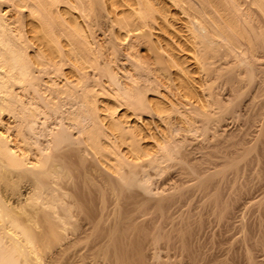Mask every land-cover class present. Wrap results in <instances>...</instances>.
<instances>
[{
	"label": "bare ground",
	"instance_id": "1",
	"mask_svg": "<svg viewBox=\"0 0 264 264\" xmlns=\"http://www.w3.org/2000/svg\"><path fill=\"white\" fill-rule=\"evenodd\" d=\"M6 1L12 3L16 9L21 10L18 20L21 26V37L12 27L14 21H11L7 11L2 9L0 4V128L4 126L3 117L6 115L11 114L17 120V124L14 126L17 134L15 137L19 138V150L22 152L18 154L12 148L11 143L13 140H9L12 138L7 137L0 129V264H148V261L154 263L153 260L155 259L159 264H180L181 260L182 264L187 261L188 264H199L200 262V264H206L204 262L207 260L206 257L211 255L205 251L206 247L203 248L206 244H203V246L202 240L197 242L198 250L200 251V248H203L201 253L196 250L197 247L194 244L203 237L198 231L204 229V223L207 222L198 219V216L196 217L193 213V211H197L196 209L190 212L194 216H189L186 209H190L188 206L193 203H188V208L183 207L186 208L184 211L188 214L184 215L185 212L183 211H181L183 214H179L180 211L176 206L182 204L184 199H181L180 196L175 197L177 193H172L175 190L170 193L165 190L156 193L154 192L155 189H152L154 184L152 187L150 184L152 174H155V171L160 172L159 169H162V164H164V158L158 156V148L169 141L166 127L169 130L168 125H170L172 115L179 113L176 122L180 124L181 129L185 132L191 131L193 117L186 111L182 110L180 112L179 104L174 103L163 92L152 95L146 100L147 108L155 114L154 119L150 118L149 115L138 114L137 111L143 105L141 103L144 102L143 99L141 101L135 98L132 104L124 103L125 101L120 97L110 93L101 81H97V78L92 82L90 81L88 72L97 73V69L102 68L100 67L102 64L97 57L94 42L91 40V32L83 22L86 0ZM196 1L99 0L103 11L108 15L112 24L116 26V30L114 29L115 31L112 34L114 36L110 41L114 44H111L114 47L112 53L119 52V46L128 43V38L133 34L134 36L138 34L136 36H141L140 38L146 37L152 45V50L157 55H162L163 62L172 70V82L176 90L183 99L193 106L191 108L194 112L205 115L210 112V106L204 101L200 92L202 83L198 79L199 74L205 71L209 75L212 71L211 62H214V59L217 60L216 58H224L235 54L227 60L224 58V61L230 62L229 59L237 58V53V55H240L237 49H241L239 46L234 45L236 44L235 41L239 40L237 37H234L237 40L232 39L233 36H239L240 34L244 37L246 35L248 37L254 34L259 35L257 31L264 28V0ZM0 2L3 3L2 0ZM219 3H222L220 5H224V8L226 7L223 10L227 12L221 10ZM194 5H198V7L195 8ZM172 8L175 9L174 12L169 11ZM170 20H175V22ZM178 20L185 21V25L182 27L183 30H176L178 28L174 24ZM221 21L222 23H220ZM253 21L255 22L253 23ZM228 28L231 30L227 31ZM169 30L176 31L177 35L175 34V36L179 38L173 40L174 37L172 38ZM254 30L256 33L252 32ZM248 31L253 35H250ZM261 32L264 33V30ZM261 32L260 34H262ZM231 33L234 34L231 35ZM260 36L246 37L248 39L245 41L251 43V38H253L257 42L255 44L257 45L256 49L262 48L264 40L257 41L261 39L257 38ZM245 41L243 42L245 43ZM252 43L251 45L254 47L255 45ZM258 43L261 44V47ZM248 46L247 51L249 49V52L252 53L255 48ZM245 56L247 57V55ZM240 59L237 58L239 60L238 64L241 62L240 65L236 64L240 69L245 68V62L240 61ZM249 59L251 58L249 57ZM219 60L223 62V59L220 58ZM231 64L236 66L232 62ZM105 68L107 69L108 66ZM108 70L110 71V69L106 70L110 82L120 87L118 80L115 78L117 75L114 76L113 72H108ZM239 71L240 75L245 73L243 70ZM246 73L250 75L249 71H246ZM246 76L243 78H246ZM95 77H97V74ZM18 91H21L22 94L25 93V96L28 94L29 98L25 97L26 101H24L22 95V99H20L19 93L21 92ZM68 105L71 107H68ZM251 118L255 117L252 116ZM82 121H87L89 125L87 127L82 126ZM14 127L12 128L14 129ZM76 128H79V130ZM72 129L78 130L77 133L80 137L83 135V145L81 146L85 145V150L87 149L93 155L96 164L98 163L111 177L129 175V177L124 178H131L132 180L130 182V179H128L127 183L131 184L126 183L124 185V180L120 183L117 182V184L123 182L118 185V189L114 184L110 189L106 188L108 185L99 186L100 188H97V215H93L94 211L89 207L87 208L89 212L93 211L90 213L91 215H88L89 212L86 210L85 213L88 212V214L81 211L84 215L75 216L73 215L75 212L72 213L70 209L73 202L65 199L67 195L75 197V204L78 203V200L84 201L85 196L87 197L93 193L84 194L79 188L82 183H85L84 180L87 175H81L85 177L84 180L81 177L74 176L75 180L72 181V179V183L65 181L66 172L78 169L76 164H78L77 166L81 164H71V160L65 161L66 154L64 153L66 151L64 149H67V151L72 150L76 140L73 141L76 135H72ZM262 130L261 133L263 134L258 136L257 141L254 140L256 143L263 141L262 144H258V147L262 148H257L260 150V152L259 150L257 152L262 158L260 160L258 156L254 160L258 161V164L261 161L264 164V128ZM237 141L229 142V146H227L229 149H225L226 155H223L226 157H221L224 158L223 161L226 160L222 162L225 165L220 167L218 159L210 161H212L213 169H222L224 174L223 177L221 176L222 180L225 176H229L230 171H233L232 173L236 175L245 172L243 167L248 172L249 170L252 171L253 167L256 168L254 173L259 172L257 173L258 176L256 174L254 176V173L253 176L263 182L261 185L258 181L260 184L256 186V189L263 186V196L259 197L258 200H255L252 196L253 200L250 199L251 201L248 204L250 206L259 205L258 210L261 211L259 216L262 219L260 221L259 218H254L257 221H254L253 225L256 224L255 226H257L259 223L256 222L260 221L258 226H261L259 229L261 231L258 230L259 233L256 231L260 237L256 239L254 235L253 237L250 236L253 232L249 233L248 227L253 228V225L249 224L250 221L247 225L245 223L247 219L244 220L243 218L244 221L242 220L243 223H241L243 227L241 225L240 227L243 229L241 232L244 234L242 233L240 239L237 238V248L235 250H238L239 255H243L246 264H261L258 263V261L260 262V259L258 260L259 255L255 256L257 251L254 250L260 249V257L264 260V165L260 164L263 165L261 167H257L260 165L252 166L250 164H254V158L250 160L253 163L250 162L249 164V161H245L246 159L242 158L241 155L240 161L233 159L234 150L232 151V148L242 146L241 149H237L235 155L239 152V154H244V157H246L250 152L246 154V147L242 144L253 143V140L248 139L246 136ZM223 145L225 144L223 143ZM222 151L224 152V150ZM70 152L72 154V152L80 151L72 150ZM83 158L79 157L78 159L82 162L81 159L83 160ZM159 162L162 164L159 165ZM241 162L245 165L243 166ZM246 162H248V166H246ZM240 163L243 166L242 168ZM158 166L161 167L158 168ZM79 171L78 174H80ZM140 172H143V175L145 173L144 177L140 176ZM84 173L87 172L83 171L82 174ZM138 174L141 177L140 179H138ZM234 174H232L233 177H235ZM248 176L250 178V175H247L246 178ZM237 177L242 179L239 176ZM76 178L84 182L81 181L79 185L80 180L76 181ZM232 179L227 182L231 183ZM251 179H253L252 176ZM253 188H248V190L253 191ZM256 189L254 190L256 191ZM158 190L157 188L156 191ZM251 190L248 192L252 193ZM219 191L221 192V190ZM249 193L245 192L246 195H241L245 197L248 194L250 196ZM212 196H214L212 210L215 216L220 217L219 221L224 218L222 220L224 224L226 223V221L224 222L226 217L223 216L231 217V214L227 215L229 214L227 209L232 208L233 202H236L234 199L238 200V198H234L233 201L228 203L232 199L231 196L230 199L226 200L221 197L217 199L215 195ZM182 197L185 198V194ZM236 197L241 196L236 195ZM243 198L241 199L243 200ZM241 199L239 200L241 201ZM245 199H247L245 201H248V198L245 197ZM189 202H192V200ZM79 204H81V208L86 209L82 202L76 205L79 206ZM228 204H232V207H229ZM248 204L246 202V205ZM76 205L75 207H78ZM193 206L195 205L191 207ZM170 207L176 208H173V210H177L174 212L178 214L173 213L178 217L173 218V214L170 213L173 211L172 209L167 212ZM143 208L147 211L143 212ZM252 209L254 213L251 214H256L257 212L254 211L253 207ZM201 214L204 213L201 212ZM215 216L213 215V217ZM216 217L215 220L218 223ZM232 218L234 217L232 216ZM228 221L225 226L230 223ZM235 222L237 221L235 220ZM208 225L207 227H210ZM197 233H199L200 238H198L199 236L196 237ZM207 240L209 241V239ZM225 240L224 243L221 242L223 245L226 244ZM231 244L227 245V250L231 249L229 248ZM221 248L222 252L227 251L224 247ZM229 251L221 255L215 254L218 257L213 258H219L221 263L218 264H226L228 260L225 259L226 257L224 258V256H227L225 254H230L229 258L232 256L235 259L236 256L240 258L234 250L230 251L231 253ZM205 253L207 256L203 257ZM215 255L212 253L211 256ZM177 256L180 258H177ZM219 256H222L225 260ZM201 257L204 261L201 260ZM235 259L233 258L229 264L244 263H240V260L238 262L237 259L236 262ZM183 260L185 261L183 262ZM215 260L217 261V259ZM219 260L218 262H220ZM262 262L264 263V261Z\"/></svg>",
	"mask_w": 264,
	"mask_h": 264
},
{
	"label": "rangeland",
	"instance_id": "2",
	"mask_svg": "<svg viewBox=\"0 0 264 264\" xmlns=\"http://www.w3.org/2000/svg\"><path fill=\"white\" fill-rule=\"evenodd\" d=\"M86 1H87L86 2V11L84 14L85 17H84L83 22H84L85 26L88 27V29L91 32V36H92L91 40L94 42V46H95L96 52H97V57H98L100 63L102 64L100 66L102 68H98L97 73L96 72L92 73V71H89V72L87 71L88 74L90 75L89 76L90 81L92 82L97 78V81H101L103 86L110 93L120 97L123 101H125L124 103L127 102V103L132 104V101L135 98L136 99L138 98L141 101L143 99L144 102H141V103H143L144 106L142 105L139 108L140 110L137 109L138 114L149 115L150 118L154 119L155 114L150 109L147 108L148 104H147L146 100H147V98L151 97L152 95H157V94L163 92L172 101H174V103L179 104L178 108H179L180 112H182V110L184 112L186 111L191 115V117H193V126L191 128V131L185 132L181 129L180 124L178 122H176L177 121L176 118H177V115L179 113L177 112L176 115L175 114L172 115V118L170 120V125H168L169 130H168V127H166L167 137H169V141H168V143L164 144L162 147L158 148V150H159L158 156L164 158V164H162L161 162H159L158 164L160 165V163H161L162 169L163 168L164 169L163 170L159 169V170H161L160 172H157V171L154 172L155 169L153 170V172L155 174H152L153 175L151 177L152 183L150 182L151 187L154 184V187H152V189L153 190L155 189L154 192H156V193H158V192L160 193V191L162 192L164 190L167 193H170L173 190H175L174 192H172V193H175V192L177 193V194H175V197L180 196L181 199H184L183 202L181 201L183 205L180 204V205L176 206V208L180 211L179 214L180 213L183 214L181 212V211H183V212H185L184 215H186V214H188V213H186V211H188L189 216H191V215L194 216L193 213H195L196 217L197 216L199 217L198 219H201L202 221L207 222V223L203 222L204 227L207 229L205 230V228L202 227L204 229L201 228L202 230L198 231L201 233L200 235L203 236L204 238L202 237L201 239H198L199 241L195 240L196 242L194 245H195V247H197L196 250L199 249L197 242H200L202 240L201 241L202 245L206 244V246L203 245L204 247L203 246H199V247H203V248L206 247L205 251H207L211 255H212V253L214 255L220 254V251L222 250L221 247H224V249L227 250V247H228L227 245H229L231 243H233L234 245L231 244L230 245L231 247H229V248H231L232 250H234L238 254V250H235V249L237 248L236 247L237 246L236 245L237 240L240 239V237H242V235L244 234L243 232H241V231H243V229H241V227H243L241 224V223H243L242 222L243 218H244V220L249 219L248 221L246 220L245 223L247 224L250 221V223H249L250 225H253V223H255L254 221H257L256 220L257 218H259L260 221L262 219V217L259 216V214L261 212V211L259 212V210H258L259 205L255 204V206H250L248 204V202L251 201L250 199L253 200V197L255 200L256 199L258 200L259 197L263 196V194H262L263 193V186L261 188L258 187V189H256L257 188L256 186H258L260 183L262 185L263 182L254 177L256 175L258 176L257 173H259V172L254 173V171H256V168L253 167L254 168V170L252 168L253 172L251 170H249V172H252V173H249L245 169V167H243L245 165V163L243 164L244 161L241 162L243 164V166L240 163V167L241 168L243 167V169L245 170L246 173L245 172L242 173L241 171H243V170H241L240 171L241 173L236 172L237 173V175H236V174L232 173L233 171L229 170L230 173L235 175L236 179H235V177H233L232 174L228 173L229 176H225L224 179L222 180L221 176L223 177V175H224L222 172V169L221 168L213 169L212 161L218 159V163H219L220 167L222 165H225V163L223 164L222 162H225L226 160L223 161L224 158L222 159L221 157L226 155V150L229 149L227 147V146H229V142H238L237 140H239L243 136H246L248 139L253 140L252 144H248V145L242 144L243 146L246 147V149H245L246 154L248 152H250V153H248L249 155L247 154V156L245 154L246 157H244V154L243 155L239 154V152H237L238 154L235 155L237 149L239 150L242 148V146H238V147L236 146L237 148L236 147H234V149L232 148V151L234 150V158L233 159L238 161L240 159V157L243 156L242 158H245L246 159V160L244 159L245 161L248 160L249 164H250V162H252L250 160H252L254 158L253 159V161H254L256 159L255 157H258V156L260 157V155H259L260 150L259 149H261L262 147H258V144H262L263 141H260L257 143L255 141H257V138L260 134H263V133H261V131L263 132L262 129L264 128V108H263L264 107V56H263L264 51L262 52V50H264V44H263L264 42L262 43L263 44L262 48L256 49L257 45H255V44H257V42L255 41V39L253 40V38H254V35L255 36L261 35L260 37H257V38H261L257 41L258 42L260 40L263 41L264 40L263 39L264 33H262L261 31H263L264 28L261 27L263 30L257 31V32H259V33H257L259 35H256V34L253 35V33H250L248 31L250 33V35L251 34L253 35V36H250V35L249 36L253 37V38H251L252 42L255 41L253 43L251 42L253 45H255L254 47H252L250 42L248 43L247 41H245L246 39L250 38L247 35H246V37H248V38L242 36L241 34L239 35L240 37L238 35L233 36V37L231 36L232 39L237 40L236 38H234V37H237L238 40L240 41V42L235 41L236 44H234L236 46H239V48L241 49V50L237 49V51L240 53V55H237L238 54L237 53L236 57L238 59H240V57H241L240 61L243 60L245 62V68L248 70H246L244 67L241 69L239 68L238 65H240L241 62L238 64L239 60H237V58H233V60L229 59L230 62L224 61L225 59L227 60L228 58L235 56V54H234L232 56L230 55L231 57L225 56L224 57L225 59L223 57L216 58L217 60L214 59V62L213 61L211 62L212 63V65H211L212 71L209 73V75H207V73L205 71H203L202 73L199 74L198 79L202 83V85L200 87V92L202 94L204 101L210 106V112L203 115V114H199L198 112H194L193 108H191L193 106L190 105L187 102V100L183 99L181 94L176 90V88L172 82V70L170 68H168V66L165 62H163L164 61L163 56L157 55L152 50V45H151L149 39H147L146 37L140 38L141 36H136L138 34H136L135 36L133 34L131 37L128 38V43L120 45L119 46L120 51L118 50L119 52L113 54L112 52H113L114 47H112L111 44H113V43H111L110 41H112V36H114L112 34L116 30V26L112 24L108 15L103 11L99 0H86ZM2 2L3 3L0 2L2 9H5L7 11V15H9V17L11 18V21L12 20L14 21V22L12 21L13 22L12 27L16 31V33H18L20 36L21 26H20L18 20H19L21 10L13 7V4L10 3L9 1L2 0ZM220 4H222V3H219V6L222 8L221 10L226 8V7L224 8V5H220ZM95 6H97V7H95ZM194 7L197 8L198 5L197 6L194 5ZM220 7H219V10H220ZM243 9H245V8H243ZM120 11H122V9H120ZM169 11L174 12L175 9L172 8ZM223 11L227 12L226 10H223ZM221 13H223V12H221ZM255 20L258 22L257 19H255ZM171 22H175V20H172ZM254 22L255 21H253V23ZM184 23H185L184 20H178L175 23L176 25L174 23L173 24H174V26H176V28H178L176 30L180 31V30H183L182 27L185 25ZM220 23H222V21ZM255 24L257 26L259 25L257 23H255ZM261 26H262V24H261ZM229 30H231V29L228 28L227 31H229ZM169 31H171V30H169ZM173 32L172 31L170 32V35L172 36V38L174 37L173 40H176L175 38L178 39L179 37L175 36V34L177 35V32L176 31H173ZM252 32L256 33L255 30ZM260 32L263 35L260 34ZM249 33H247V34H249ZM233 34L231 33V35H233ZM243 41H245V43ZM248 44H250V46H248ZM241 45L243 48L241 47ZM260 45L261 44H259V47H261ZM247 46L250 48H255V50H253L251 53V52H249V49L247 51ZM244 49H246V50H244ZM258 51H259V53H258ZM253 52H255L256 54H260V55H256L255 53L253 54ZM244 54L247 55V57ZM249 57L251 59H249ZM220 58L223 59L222 60L223 62H221L219 60ZM262 59H263V61H261ZM234 60H236V61L234 62ZM258 60H260V61H258ZM224 62H226V63H224ZM228 62H229V64H228ZM231 62L233 64L237 63L238 65L237 64H236V66L232 65ZM247 64H248V66H246ZM106 66H108L110 71L113 72L114 76L117 75V76H115V78L118 80L120 87L113 85L112 82H110V79L108 78L109 74L106 71L108 68L106 69L105 68ZM233 66L237 67V68H234ZM230 69H233V70H230ZM239 70H243L245 72L244 73L245 75L244 74L240 75ZM110 71L108 70V72H110ZM246 71H249L250 75H247ZM94 73L97 74V77H95L96 74H94ZM236 73L240 76V78ZM245 76H246V78H249V79L243 78ZM249 76H251V77H249ZM251 78H253V79H251ZM56 79H58V78H56ZM18 92H21V91H18ZM258 93H260V94H258ZM19 94H20L19 98L20 99L23 98L22 100H24V101H26L25 97H27V99L29 98L28 94L26 96H25V93L22 94V92ZM21 96H22V98H21ZM258 97H260V98H258ZM250 105H252V106H250ZM69 106L70 105H68V107ZM239 106H241V107H239ZM190 108H191V110H189ZM232 109H233V111H232ZM191 111H193V112H191ZM233 112L236 114H234ZM252 116L255 118H251ZM256 117H257V119H256ZM12 118L13 117L11 116V114L4 116L3 117V123H4L5 127L2 126L0 129L4 134L7 135V137L10 136L9 138H12V139H9L10 141L13 140L11 143L13 145L12 148H14L15 151H17L18 154H20L22 151L19 150L20 149V146H19L20 142H19V138H17V136L15 137V135H17V134L15 131L16 128L14 127L17 124V120L15 118H13V119ZM81 124H82V126H86V127L89 125L87 121H82ZM250 125L251 126L253 125V126L251 127ZM243 126H245V127H243ZM8 127L11 129H9ZM12 127H14V129ZM261 127H263V128H261ZM5 129H7V130H5ZM76 129L79 130V128H76ZM72 130H73V131H71V132H73L72 135H74V134L76 135V136H74V139H73V141L75 139L76 140H75V143L73 142L74 144L72 146V148H73L72 150L73 151L77 150L80 152H76V153L72 152V154H71L70 151H72V150H68L69 151V153H68L67 149L66 150L64 149V151H66L64 153V154H66V157H65L66 160L65 161L71 160V162H70L71 164L81 163V164H79V166H81V167L77 166L78 164H76V167L78 168V169H76L77 171L72 167V169H74L76 172L74 170L67 171L66 172L67 176L65 177V181L72 183V181L75 180L73 178L74 176H77L79 178L81 177L84 180L85 177H83L81 175H84V176L87 175L88 177L86 176L84 181H85V183H88V184L82 183L80 185L81 181H83V180H81L79 178H76V181L80 180V182H79L80 187L79 188L82 190L81 191L82 193H84V194L90 193L91 194L93 192L92 193L93 195L91 194L92 196L91 195H88L87 197L85 196L84 201L83 200L77 201L78 203L82 202V205L86 209L81 208V204H79V206L76 205L78 203L74 204V202L76 201V199H74L75 197L73 198L72 196L67 195V197L65 199H66V201L73 202L71 205L72 208H70L72 213L75 212L73 215L78 216V215L82 214V212H84V214H88L89 209H87V208H89V207H91L92 210L94 211L93 215H97V206H96L97 205V188L99 186L102 187L103 185L104 186L108 185V186H106V188L110 189L114 184L117 186V187L116 186L115 187L118 189V185H121L123 182H124L123 185L126 184L128 179H130L129 180L130 182L132 180H131V178H124L126 176L129 177V175H126L124 177H116V176L111 177L109 175V173H107L105 170H103L98 163L96 164L95 160L93 159L94 158L93 155H91V153L87 149L85 150V147H84L85 145L81 146V145H83V137H82L83 135H81V137H80L79 133H77L78 130H75V129H72ZM223 130H226V131H223ZM230 133H232V134H230ZM81 139H82V141H81ZM260 139H262V138H260ZM78 142H79V144H78ZM80 143H82V144H80ZM223 143L225 145H223ZM223 146H224V148H223ZM259 146H262V145H259ZM257 148H259V149H257ZM68 149H71V148H68ZM220 150H221V152H220ZM222 150H224V152ZM258 150H259V152H257ZM86 153H88V155H86ZM68 154H70L69 156L72 155L71 158H69V156H67ZM254 154H255V156H254ZM260 154L262 155V153H260ZM74 155H76V156H74ZM79 157H81V158L84 157L83 160L81 159L82 162H80V159H78ZM224 157H226V156H224ZM237 157H239V158H237ZM261 158L262 157H260V160H261ZM210 160H212V161H210ZM257 160H259V159L257 158ZM261 162H260V164H263V162L262 163ZM246 163H247L246 166H248L249 165L248 162H246ZM260 164H258V161L257 162L254 161V164H250V165H252V166L254 165L256 167L257 165H260ZM263 165H260L257 167H261ZM159 167H161V166H158V168ZM248 169H249V167H248ZM259 169H261V168H259ZM88 170H92V171H88ZM78 171L80 174H78ZM83 171L84 172L86 171L87 173L82 174ZM257 171H259V170H257ZM214 172H215V174H214ZM142 173L143 172H140L139 174H140V176L144 177L145 173H144V175ZM149 173H152V172H149ZM253 173H254V176H253ZM261 173H263V172H261ZM75 174H78V175H75ZM139 174H138V179L141 178V177H139ZM241 174L242 175L243 174L244 175L245 174L250 175V178L248 176L247 178H249V179L246 180L247 175H245V176L243 175L245 177V179H244V177ZM197 175H198V177H197ZM211 175H215V176H211ZM230 176H231V178H229ZM237 176H239V178H242V179H238ZM251 176L253 177L254 180L251 179ZM232 177H233V179H232ZM212 178L215 180L213 181ZM217 179H219V180H217ZM231 179H232V181H230L231 183L227 182L228 180H231ZM121 181H123L121 184H117V182L120 183ZM235 181H236L238 186L236 185ZM242 181H244V182H242ZM211 182H214V183H211ZM222 182H224V183H222ZM127 184H131V183H127ZM231 184H233V185H231ZM219 186H220V188H219ZM174 187H176V188H174ZM221 187H224V188L221 189ZM92 188H94V189H92ZM157 188L159 189L158 191H156ZM232 188H234V189L232 190ZM248 188H251V189L253 188V191L251 189H249V190H251L252 193L248 192L249 191ZM254 189H256L257 192ZM219 190H221V192ZM130 191H128V193H130ZM131 192H133V191H131ZM245 192L251 194L250 196L248 194H247V196H245L246 198H248V201H245L247 199H245V197L241 195V194L244 195ZM184 194H185V198L182 197V196H184ZM71 195H73V194H71ZM212 195H215V198H217V199L219 197H221L223 200H226L228 198L230 199L232 197V199L230 201L228 200L229 202L227 201L228 203L233 201L234 198H238V200L234 199L237 203L233 202V207H232V204H228L229 207L231 206L232 208L227 209L228 213H229L227 215L231 214L230 216L231 217L233 216L234 218L231 219V217H229V216H225V215L223 216V217H226L224 220V222L226 221V223L228 221L227 218L229 217L228 222H230V223H228V226H225L226 223L223 224L222 220L224 218L220 219V221H222V222H220L219 221L220 217H218L217 215H216L217 217L215 216V213L212 210L213 209L212 201L214 200V198H213L214 196H212ZM236 195L241 196V197H236ZM256 195H257V197H256ZM85 198H87V199H85ZM187 198L189 199V201L192 200V202H189ZM241 198H243V200ZM89 199H90V201H89ZM239 199H241V201ZM185 202H186V205H185ZM209 202H211V203H209ZM246 202L248 205H246ZM188 203L189 204L193 203L192 205H195V206L191 207L192 205H189L188 207H190V209H186V208H188L187 207ZM242 203H244L246 207ZM90 204H91V206H90ZM235 204H237V205L235 206ZM240 204H242V205H240ZM75 205L78 206L79 209H78V207H75ZM178 206H181L182 208L178 207ZM196 206H198V207H196ZM237 206H239V207H237ZM146 207H144V208H146ZM183 207H186V208H183ZM252 207L254 208V211L257 212L256 213L257 216H256V214H251V213H254ZM91 208H90V210H91ZM144 208L142 211L143 212L147 211ZM173 208L176 209L175 207H173ZM173 208L170 207L167 212H169L171 209L173 210ZM185 209H186V211H184ZM194 209H196L197 211H193ZM229 209L233 210V211H230ZM86 210L88 211L87 213H85ZM92 210H91V212H93ZM200 210H202V211H200ZM174 211H177V210H173L172 212H170L171 214H173V218L178 217L177 215H174V213L178 214L177 212H174ZM192 211H193V213H190ZM91 212H89L88 215H91L90 214ZM201 212H203L204 214H201ZM246 212H249V213H246ZM84 214H82V215H84ZM212 214L216 217V219L218 220V223L216 222L215 217H213ZM249 215H251L252 217ZM244 216H246V217H244ZM208 217H210V218H208ZM237 218H239V219H237ZM250 218H252V219H250ZM254 218H256V219H254ZM204 219H206V220H204ZM235 220L237 222H235ZM260 221H258L256 223L260 224ZM220 223H222V224H220ZM218 224L221 226L223 225V226L221 227ZM249 224H247V225H249ZM207 225L210 227H207ZM240 225H241V227H240ZM255 225H253L252 227L253 228L255 227L257 230L250 228L251 226L248 227L250 230L249 233H252V232L254 233V234L252 233L251 235L250 234H248V235H250L251 237H253V235H254V238L259 239L260 235H257V232L259 233V231H261V230H259L261 228V226H258V225L255 226ZM234 226L235 227L237 226V228L238 227L239 228L237 229ZM224 227H228V228H224ZM218 228H219V230H218ZM230 229H232V230H230ZM236 230H238V231H236ZM203 232H205V233H203ZM235 232H237V233H235ZM202 233H203V235H202ZM197 236H199V233L196 234V237ZM221 237H223V238H221ZM234 237H236V238L234 239ZM198 238H200V236ZM206 238L209 239V241ZM210 238H212V239H210ZM225 239H228V240L226 241ZM224 240H225L226 244L223 245L222 243H224L223 242ZM215 242H217V243H215ZM210 245H213V246H210ZM208 246H210L211 248ZM214 246H218V247H214ZM203 248H200V251L198 250V252L201 253V249L203 250ZM214 249H216V250H214ZM231 249H228V250H230L232 252ZM209 250H211V251L209 252ZM228 250L226 252H228ZM259 250L258 249L254 250V251H257L255 256L259 255L258 260L260 259V262L258 261V263L264 264L262 262L264 260L261 259V257H260L261 251H259ZM214 252H216V253H214ZM224 252L225 251H223L222 253H224ZM258 253H260V254H258ZM211 255L207 256L205 253V254H203V257L207 256L206 257L207 260L204 261L203 257H201V260L206 262V264L221 263L219 258H213V257H218V255H215V256H211ZM225 255H227V256H224V258L226 257L225 259L228 260L227 261L228 264H229V262H232L231 260L233 258L235 259V257H233V256L229 258L230 254H225ZM239 256H240V258L238 256H236L237 257L236 259L238 260V262L240 260V263H243L244 262L243 255H239ZM219 257L224 259L222 256H219ZM177 258H180V257L177 256ZM215 259H217V261ZM236 259H235V261L237 262ZM256 259H257V257H256ZM156 260L157 259L153 260L154 263H152V261L151 262L148 261V264H151V263L157 264L158 262H156ZM177 260H180V259H177ZM185 260H183V262ZM218 260L220 262H218ZM198 261H199V259H198ZM177 262L179 263V261H177ZM181 262H182V260L180 261V264H182ZM187 262H185V264H188ZM227 262H226V264H227ZM222 264H224V263H222ZM243 264H246V263L244 262Z\"/></svg>",
	"mask_w": 264,
	"mask_h": 264
}]
</instances>
